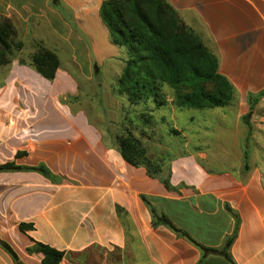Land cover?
Returning <instances> with one entry per match:
<instances>
[{
  "label": "crops",
  "instance_id": "crops-1",
  "mask_svg": "<svg viewBox=\"0 0 264 264\" xmlns=\"http://www.w3.org/2000/svg\"><path fill=\"white\" fill-rule=\"evenodd\" d=\"M103 1L61 0L57 8L52 0H0V17L18 29L23 54L43 45L60 59L53 80L21 64V54L0 65V166L43 164L58 179L35 170L0 171V238L22 264H43V253L28 250L37 242L64 251L60 264H198L197 244L221 247L239 222L230 248L234 264H264L259 148L251 151L248 171L242 163L213 168L172 160L171 184L186 185L177 191L104 140L99 123L108 109L101 101L117 98L126 54L110 39ZM166 1L241 95L264 91V0ZM69 95L97 101L98 118L83 104H69ZM150 205L188 236L163 222L154 226ZM21 223L33 228L23 231ZM0 264H17L1 245ZM203 264L232 263L209 255Z\"/></svg>",
  "mask_w": 264,
  "mask_h": 264
},
{
  "label": "trees",
  "instance_id": "trees-1",
  "mask_svg": "<svg viewBox=\"0 0 264 264\" xmlns=\"http://www.w3.org/2000/svg\"><path fill=\"white\" fill-rule=\"evenodd\" d=\"M52 4L57 8L62 6L61 0H52ZM100 15L109 29L112 43L124 49L126 54L124 71L116 86V94L126 100V105H122L119 112L122 131L115 136L103 127L108 122V125L114 123L109 119L108 110L105 121L99 123L104 128V140L108 145L115 144L125 161L135 167H145L148 174L159 179L168 190L178 191L186 185L176 188L171 184V165L165 167L161 163L154 164L147 156L142 141L135 135V130L142 124L149 125L153 122L154 109H149L148 103H154L158 108L166 104L164 87L167 86L173 91L175 105L181 109L222 108L236 102V87L219 72L217 56L182 21L178 12L166 0H104ZM23 47L24 42L12 20L0 17V65L10 64L21 54V64L29 65L46 79L53 80L60 67L58 54L43 45H37L35 51L23 54ZM263 96L264 91L257 94L250 92L247 97L250 111L242 116V121L248 127V135L242 144L246 171L250 169L253 131L251 117ZM78 100L77 96L67 97L69 104L84 105V101ZM142 105L144 107L141 109ZM18 169L35 170L52 180H58L43 164L21 167L8 162L0 166V171ZM164 171L165 175L162 174ZM150 206L154 226L163 222L178 234L187 235L172 224L165 214L158 216L155 208ZM238 226L239 222L221 247L211 248L197 244L203 253L198 264H203L209 255L223 256L234 264L230 248L236 238ZM20 228L26 231L32 229L33 225L21 223ZM0 245L13 256L17 264H22L12 248L1 238ZM28 250L43 253V264H60L66 254L39 242Z\"/></svg>",
  "mask_w": 264,
  "mask_h": 264
},
{
  "label": "rangeland",
  "instance_id": "rangeland-1",
  "mask_svg": "<svg viewBox=\"0 0 264 264\" xmlns=\"http://www.w3.org/2000/svg\"><path fill=\"white\" fill-rule=\"evenodd\" d=\"M236 90V102L233 105L193 110L177 107L173 91L165 86L166 104L158 108L149 102V109H154L153 122L149 125L142 124L135 130V135L146 148L147 156L154 164L161 163L165 167L176 159L196 160L213 168L244 164L242 144L248 135V127L242 121V116L250 111L247 102L250 91H243L241 95L240 91ZM116 97L115 101H112L110 96L105 95L104 101H101L104 108L110 110L109 119L114 121L113 124L108 125V122L103 127L115 136L122 131L119 112L122 105H126L125 99L118 95ZM260 101L262 98L259 103ZM259 103L251 117V151L256 152L259 148L258 159L264 164V104L260 106ZM84 106L92 117L98 118L97 101H84ZM143 107L144 105L140 106L141 109ZM252 162L250 158V164ZM162 174L165 175V171Z\"/></svg>",
  "mask_w": 264,
  "mask_h": 264
}]
</instances>
